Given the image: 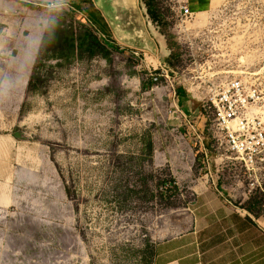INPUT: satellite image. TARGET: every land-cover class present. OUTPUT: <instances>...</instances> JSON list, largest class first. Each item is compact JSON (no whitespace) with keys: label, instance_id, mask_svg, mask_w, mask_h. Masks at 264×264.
Wrapping results in <instances>:
<instances>
[{"label":"rangeland","instance_id":"374dc122","mask_svg":"<svg viewBox=\"0 0 264 264\" xmlns=\"http://www.w3.org/2000/svg\"><path fill=\"white\" fill-rule=\"evenodd\" d=\"M155 4L156 22L139 0L152 37L131 48L93 0H0V264H154L159 244L206 229L192 213L204 186L264 233V162L251 181L215 116L239 81L264 132V0ZM85 29L111 59H57V37Z\"/></svg>","mask_w":264,"mask_h":264},{"label":"crops","instance_id":"0c3cea01","mask_svg":"<svg viewBox=\"0 0 264 264\" xmlns=\"http://www.w3.org/2000/svg\"><path fill=\"white\" fill-rule=\"evenodd\" d=\"M12 1L14 4L43 8L50 7V4L55 8L63 4L74 7L80 3V0ZM93 3L96 12L103 16L106 26L112 32L117 29L119 40L129 43L131 48H138L143 42L148 44L146 39L148 36L152 37V34L139 6V0H93ZM155 30L159 33L158 28ZM5 167L4 164L1 166L0 175L5 173ZM192 190L199 196L201 205L192 212L194 219L199 226H206V229L200 230L196 227L188 234L170 238L159 244L154 264H264V242L259 248H255L254 243L256 235L262 236L264 241V233L256 234L254 220L242 213L232 201L223 198L212 186L199 189L196 187ZM0 192L5 195L9 194L10 190L5 187L1 188ZM13 202L6 201L4 204ZM216 222L222 223L220 230H215L218 226L215 225Z\"/></svg>","mask_w":264,"mask_h":264},{"label":"built area","instance_id":"2783aa9c","mask_svg":"<svg viewBox=\"0 0 264 264\" xmlns=\"http://www.w3.org/2000/svg\"><path fill=\"white\" fill-rule=\"evenodd\" d=\"M178 2L181 4L185 0ZM216 97L215 116L221 145L227 153L236 157L245 168V174L253 181L252 176L257 174V166L264 162V132L259 130L250 115H246L252 97L239 81L227 84ZM245 115L248 120L241 119ZM252 186H255L254 182Z\"/></svg>","mask_w":264,"mask_h":264},{"label":"trees","instance_id":"16d2710c","mask_svg":"<svg viewBox=\"0 0 264 264\" xmlns=\"http://www.w3.org/2000/svg\"><path fill=\"white\" fill-rule=\"evenodd\" d=\"M142 1L148 8V14L156 22L158 15L155 11V0ZM25 6L31 5L25 4ZM57 29L58 26L55 27V30ZM57 39L61 41V44L54 49L58 52V55L55 56L57 59L69 60L75 57L80 58L84 55H87L89 59H94L96 57H102L108 61L111 59L112 49L108 44L102 41L97 32H94L91 29H85L81 32H77L76 30H66L63 31ZM177 95L178 97L183 98L185 96V91L183 89H177Z\"/></svg>","mask_w":264,"mask_h":264},{"label":"bare ground","instance_id":"6f19581e","mask_svg":"<svg viewBox=\"0 0 264 264\" xmlns=\"http://www.w3.org/2000/svg\"><path fill=\"white\" fill-rule=\"evenodd\" d=\"M140 37V36H139Z\"/></svg>","mask_w":264,"mask_h":264}]
</instances>
